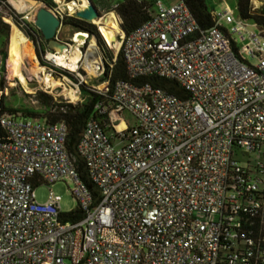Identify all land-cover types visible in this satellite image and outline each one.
I'll list each match as a JSON object with an SVG mask.
<instances>
[{
  "label": "built area",
  "instance_id": "built-area-1",
  "mask_svg": "<svg viewBox=\"0 0 264 264\" xmlns=\"http://www.w3.org/2000/svg\"><path fill=\"white\" fill-rule=\"evenodd\" d=\"M53 2L62 22L76 17L74 1ZM149 16L119 34L129 79L111 90L115 130L90 120L77 145L97 194L65 124L1 118L0 264H264V34L228 11L204 29L182 0H154ZM59 55L45 49L51 65ZM151 77L185 96L136 83ZM63 180L81 220H64L53 191L36 198Z\"/></svg>",
  "mask_w": 264,
  "mask_h": 264
},
{
  "label": "rangeland",
  "instance_id": "rangeland-1",
  "mask_svg": "<svg viewBox=\"0 0 264 264\" xmlns=\"http://www.w3.org/2000/svg\"><path fill=\"white\" fill-rule=\"evenodd\" d=\"M2 1L3 3H1L0 5V20L10 25V29H8V44L5 47L7 58H3V60L1 59L0 61V80H3L5 83V88L1 96L5 97V105L8 108L17 109L21 111L20 114L22 115H25V111L36 110L38 108V105L34 102L35 99L33 98V94H35L37 91L46 92L56 98H63L69 102L76 103L79 102L82 97L80 95L81 85H85L87 88L91 89L96 88L98 90H102L104 88L105 84L101 81V78L104 76L107 67L110 66V60L108 58L111 57V55L113 57H116L120 52V38H118L119 40L117 42L111 44L107 40L105 35L100 32L101 30L99 29V25L92 22V24L98 27L101 36L105 40L106 48L100 47L95 37H90L87 43L77 45V43H75L74 41L69 40H73L75 37H73V35L79 30L76 31L71 27L63 25L60 32V37L71 44L70 50L66 52L69 60H74V57L77 55L78 50H80L82 55L79 64H76L75 67H72L70 70H66L69 75H59L58 71L60 72V69L57 67L58 65L56 64L57 66H55L51 65L52 63L49 64L44 57L47 43L43 45L40 39L36 40L32 32H30L29 30V28H36V26L34 25V18L36 11L39 10V8L37 7L38 5H35L29 0ZM20 1H23V5ZM73 1L77 3V6L75 7L76 11L86 3L88 4L86 0H62L61 2L71 3ZM91 1L97 7L102 18L109 17L110 19H112L110 14L116 13L114 7L117 4L124 2L125 0ZM149 1L154 2V0ZM163 1L165 5H171L176 3L178 0ZM205 1L209 10L213 14H220L223 11H228L234 13L235 16H238L236 0ZM9 2H11V4ZM251 2V12L253 14H257L264 7V0H251ZM54 5H52V7ZM12 16L17 22L14 19H11ZM26 17L28 18L27 20L25 19ZM6 18L9 19L10 22H8ZM119 19L121 20L120 17ZM248 23L249 26H252L250 22ZM12 24H15V26L17 25V27L28 37V39L33 44V55L32 57L26 58V61L22 66V72L24 74L26 84L20 83V81L14 76V64L11 61L10 57L8 59L10 39L13 27ZM118 30L119 34H121L122 31L119 28ZM6 41V36L0 32V51L3 50V45ZM92 42H94L99 47L103 55L101 70L97 74H94L89 61L85 58L89 51V48L93 45L91 44ZM76 68H78L77 71ZM79 82H82V84L80 85V90L78 91L76 87L72 85V83L77 85ZM122 118L123 119H120V121L122 122L124 120L129 127H133L137 124L136 118L128 111L122 113ZM72 187L73 184L69 180H63L51 186L42 184L35 188L36 198L40 203H45L48 199L50 191H53L56 195L61 196L62 211L64 213H69L78 207V204L71 193Z\"/></svg>",
  "mask_w": 264,
  "mask_h": 264
},
{
  "label": "trees",
  "instance_id": "trees-1",
  "mask_svg": "<svg viewBox=\"0 0 264 264\" xmlns=\"http://www.w3.org/2000/svg\"><path fill=\"white\" fill-rule=\"evenodd\" d=\"M45 2L52 6L54 5L53 0H38ZM184 1L192 11L193 15L197 19L198 23L202 28L207 29L215 24L214 14L209 10L205 0H182ZM237 13L240 18L248 22L254 23L258 29L264 34V7L257 13L251 12V0H236ZM1 5V3H0ZM153 6V2L149 0H125L122 3L117 4L114 7L116 13H111L112 19L117 23L118 28L129 34L134 31L140 25L145 23L149 19V10ZM121 18V24L120 19ZM65 26L71 27L76 31L85 32L90 37H95L100 47L106 48V43L101 36L98 27L94 24L79 19L77 17H67L63 20ZM8 29L10 25L0 20V32L6 36L7 41L3 45V50L0 51V61L3 58H7V52L5 47L8 44ZM30 32L34 35L36 40H41L43 45L46 44L41 31L37 28H29ZM7 32V35H6ZM103 35V34H102ZM4 55V57H3ZM9 59V54H8ZM110 60V66L107 67L104 76L101 81L104 82L109 80L110 89L105 93H99L93 91L91 88H87L85 85H81V100L77 103L67 102L63 98H56L46 92L37 91L33 94L35 103L38 105L36 110L25 111V116L40 119L50 124L63 123L68 129V141L67 147L74 158L78 167L79 173L87 185L97 191L93 187L84 167L83 162L79 159L77 154V145L81 139L82 133L88 121L98 120L106 132L114 131L113 124L111 123L110 113L113 109V100L111 98V90L113 85L118 80H128V74L126 64L123 59L121 51L116 57L108 58ZM66 75H69L66 72ZM145 82H151L154 86L162 87L168 92L184 97V91L178 86L177 83L159 79L155 77L143 78L136 81L137 84ZM5 83L0 80V92H3ZM21 111L17 109L8 108L5 105V97L1 96L0 99V141H3L7 137V133L1 126V118L6 114H18ZM23 112V111H22ZM83 218V211L78 206L76 209L65 214V221H77Z\"/></svg>",
  "mask_w": 264,
  "mask_h": 264
},
{
  "label": "bare ground",
  "instance_id": "bare-ground-1",
  "mask_svg": "<svg viewBox=\"0 0 264 264\" xmlns=\"http://www.w3.org/2000/svg\"><path fill=\"white\" fill-rule=\"evenodd\" d=\"M79 1H84V0H79ZM20 2L22 4L23 1ZM87 5L88 4L86 3L82 7H86ZM72 6L73 5L71 4V7ZM37 7L39 8V10L45 9V7L42 4H38ZM6 20L10 22L9 19L6 18ZM93 23H97L99 25V29L111 44H113L115 39L119 36L117 23L112 19H110L109 17H107L106 22H104L103 19H99L94 21ZM12 26L13 27H12V33L10 39L9 57L14 64V76L20 81V83L26 84V80L22 72V66L25 63L26 58L32 57L33 44L28 39V37L17 27V25L15 26V24H12ZM87 41H88L87 33H78L74 39V42L77 43V45L87 43ZM91 44L93 45L89 48V51L85 58L89 61L91 69L94 72V74H97L101 70L103 55L99 47L94 42H92ZM81 55L82 54L80 50H78L77 55L74 57V60L72 61L69 60V57L67 56L66 52L60 54L59 56L52 57V59L55 60V63L58 66H62L63 68L70 70L72 67H75L76 64H79V62L81 61ZM77 69L78 68H76V71ZM122 128H125L124 123L118 126V129H122Z\"/></svg>",
  "mask_w": 264,
  "mask_h": 264
},
{
  "label": "water",
  "instance_id": "water-1",
  "mask_svg": "<svg viewBox=\"0 0 264 264\" xmlns=\"http://www.w3.org/2000/svg\"><path fill=\"white\" fill-rule=\"evenodd\" d=\"M33 2L35 5L42 4L45 9H40L35 14L34 25L37 29H39L44 37L45 42L47 43V47L50 51L55 53L63 54L67 52L71 48V44L68 43L65 39H59L60 32L64 23L58 17L57 13L55 12L54 8L45 2L38 1V0H29ZM53 1H62V0H53ZM88 5L86 7H80L75 12V16L79 19H82L87 22H94L99 19H103L106 22L107 17H101L100 12L98 11L97 7L91 0H86ZM121 24V22H120ZM122 27V24H121ZM123 29V27H122ZM77 33H83L78 31ZM75 33L73 37L77 34ZM125 34V30L122 31ZM117 37L114 42H117L119 39ZM74 41V39L69 40ZM113 42V43H114Z\"/></svg>",
  "mask_w": 264,
  "mask_h": 264
},
{
  "label": "crops",
  "instance_id": "crops-1",
  "mask_svg": "<svg viewBox=\"0 0 264 264\" xmlns=\"http://www.w3.org/2000/svg\"><path fill=\"white\" fill-rule=\"evenodd\" d=\"M10 4H11V2H9ZM37 12V11H36ZM112 17V16H111ZM1 18V17H0ZM59 39H61L62 40V38L60 37V35H59ZM46 49V48H45Z\"/></svg>",
  "mask_w": 264,
  "mask_h": 264
},
{
  "label": "flooded vegetation",
  "instance_id": "flooded-vegetation-1",
  "mask_svg": "<svg viewBox=\"0 0 264 264\" xmlns=\"http://www.w3.org/2000/svg\"><path fill=\"white\" fill-rule=\"evenodd\" d=\"M61 40V39H60ZM48 48V47H47Z\"/></svg>",
  "mask_w": 264,
  "mask_h": 264
}]
</instances>
